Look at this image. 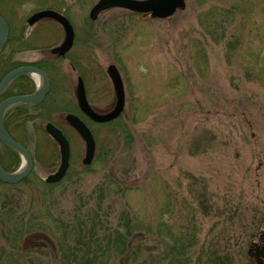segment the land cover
Here are the masks:
<instances>
[{
    "label": "rangeland",
    "instance_id": "374dc122",
    "mask_svg": "<svg viewBox=\"0 0 264 264\" xmlns=\"http://www.w3.org/2000/svg\"><path fill=\"white\" fill-rule=\"evenodd\" d=\"M96 1L0 0L25 41L7 43L14 59L50 65L51 81L23 128L31 170L16 183L0 180V264H58L68 244L77 247L71 264L82 255L81 264H255L247 251L264 227V0H185L166 18L113 7L90 19ZM45 8L73 26L65 58L49 52L63 38L56 22L25 21ZM109 63L124 108L114 123L81 116L95 140L84 165V143L63 115L77 113V75L93 108L112 107ZM26 75L31 92L37 85ZM46 121L70 145L66 173L48 184L59 157ZM4 147L13 171L22 158ZM40 248L48 254L20 256Z\"/></svg>",
    "mask_w": 264,
    "mask_h": 264
},
{
    "label": "water",
    "instance_id": "95a60500",
    "mask_svg": "<svg viewBox=\"0 0 264 264\" xmlns=\"http://www.w3.org/2000/svg\"><path fill=\"white\" fill-rule=\"evenodd\" d=\"M184 6L185 0H97L89 9L88 16L90 19H95L101 11L117 7L141 13L143 16L148 15L150 18H166L176 10L183 9ZM43 19L53 20L61 27L63 38L58 45L49 48V52L63 56L74 42L72 24L64 14L51 8L36 10L25 21L27 25L32 26ZM8 34V22L0 14V49L7 41ZM105 70L111 81L115 98L112 107L108 111L100 112L89 104L80 76L76 77L74 89L76 104L80 112L90 120L100 123L116 119L123 112L125 103L123 81L116 65L109 63ZM23 73L37 74L40 77V82L37 84L36 89L28 94L13 95L0 100V141L19 153L24 161L14 171L5 170L0 164V180L5 183H16L23 179L31 170L32 158L26 147L7 132L3 123L4 114L10 107L18 103L42 101L50 87L49 77L44 69L33 64H25L15 67L4 74L0 80V93L12 79ZM63 119L76 131L84 143L82 164H90L95 152V141L90 128L79 116L72 112L65 113ZM43 130L57 144L59 150V164L56 170L47 174L44 178L45 182L54 183L61 180L67 170L69 164V143L62 130L53 122H45ZM247 254L250 258H254L255 264H264V227L260 231L258 242L250 244Z\"/></svg>",
    "mask_w": 264,
    "mask_h": 264
},
{
    "label": "trees",
    "instance_id": "16d2710c",
    "mask_svg": "<svg viewBox=\"0 0 264 264\" xmlns=\"http://www.w3.org/2000/svg\"><path fill=\"white\" fill-rule=\"evenodd\" d=\"M63 14H65L64 12H62ZM3 15V14H2ZM66 15V14H65ZM5 18H6V16L5 15H3ZM67 16V15H66ZM7 20V19H6ZM8 21V20H7ZM9 22V21H8ZM11 23V22H10ZM9 29H11L10 28V26H9ZM16 32V34H18L19 35V37L20 36H22L21 34H19V33H21L22 31H15ZM15 35L14 33H13V31H12V29H11V31L9 32V37H8V39H7V41H6V43H5V45L0 49V79L3 77V75L6 73V72H8L9 70H11L12 68H15V67H17V66H19L20 64H18V62L14 59V57H13V49L11 50V48H8L6 45H7V43L10 41L11 42V38L13 37V36ZM18 35H15L16 37L18 36ZM24 37H26L25 35H24ZM13 42L15 43V42H18L19 44H24L25 43V41H24V39H23V37H20V39H13ZM5 47H7L6 49H5ZM48 63H50V62H48ZM23 64V63H22ZM21 64V65H22ZM25 64V63H24ZM37 64V63H36ZM38 64H40V66L41 67H43L44 69H47V67H45V66H43V64L42 63H38ZM39 66V65H38ZM50 66V65H49ZM48 66V67H49ZM26 78L25 79V81L23 82V79L22 78ZM21 79L22 80H20V78H19V81H18V84L15 86L17 89H19L20 91H23V89H24V87L23 86H21L20 85V83H28V84H30V79H28L25 75L24 76H21ZM39 105H40V103H39ZM48 106H49V104H48ZM32 110L33 109H31V106L30 107H22V106H14L11 110H9L7 113H6V115H5V117H4V126H5V128H6V130L9 132V134L13 137V138H15L16 140H18V141H20V142H25L24 141V138H25V136H26V134H25V136H24V130L25 129H23L24 128V125L25 124H27V122L31 119V117H30V113H32ZM76 111H77V114H79L80 116H82L81 115V113L79 112V110H77L76 109ZM41 113H42V111H41ZM32 115V114H31ZM115 120H118V119H115ZM115 120H112L111 122H109V123H114L115 122ZM59 125V124H58ZM60 127V126H59ZM61 128V127H60ZM62 129V128H61ZM63 130V129H62ZM15 132H18L17 134H15ZM22 132V133H21ZM26 132V131H25ZM63 132L65 133V131L63 130ZM3 144V143H2ZM4 145V144H3ZM5 147V150H10V151H12V152H14L10 147H8V146H6V145H4ZM4 162H3V161ZM2 162V163H1ZM0 163H1V165L3 166V168L4 169H6V170H8L7 169V166H6V164L8 163V164H10V165H12L13 163H12V161L11 160H7V161H5L4 159H2V158H0ZM80 224V223H79ZM124 238L123 239H121V238H116L115 239V243L116 244H119L120 246L121 245H123V243H124ZM182 242V241H181ZM179 243L178 244V246H179V248H180V250H182L183 249V244L182 243ZM57 244H58V248H59V250H61V252H62V248H63V246L61 245V242H60V240L58 239V240H56V246H57ZM77 248V247H76ZM75 248V246L74 247H71V248H69V244L68 245H65V247H64V253H59V255H57L56 257H55V261H57L58 262V264H66V262H68L69 264H71L72 263V261L74 260V259H69L70 257H74V251H72V253L71 252H68V250L69 251H71L70 249H76ZM174 251H176L175 249H174ZM180 253H181V251H180ZM85 255V254H84ZM181 255V254H180ZM49 257H51L50 255H49ZM69 257V258H68ZM86 255L84 256V258H83V255H82V260L81 261H79V264H81L82 263V261H84V263H86L87 261H86ZM52 258H53V256H52ZM60 258V259H59ZM175 263H178V262H175L174 261V263H172V264H175Z\"/></svg>",
    "mask_w": 264,
    "mask_h": 264
},
{
    "label": "flooded vegetation",
    "instance_id": "af4514ba",
    "mask_svg": "<svg viewBox=\"0 0 264 264\" xmlns=\"http://www.w3.org/2000/svg\"><path fill=\"white\" fill-rule=\"evenodd\" d=\"M74 43V42H73ZM73 46V45H72ZM72 48V47H71ZM70 48V49H71ZM66 54H67V52L63 55V56H60V55H54V54H51L52 55V57H54V58H65V56H66ZM33 65H36L35 63H32ZM24 65V64H23ZM20 66V65H19ZM36 66H38V65H36ZM18 67V66H17ZM38 67H40V68H42L41 66H38ZM13 69V68H12ZM42 69H44V68H42ZM45 71H46V73L48 74V77H49V73H48V71H50L49 70V68L47 67V69H44ZM27 76L26 75V73H23V74H20L19 76H17V77H15L14 79H12L7 85H6V87L3 89V91L0 93V100H2V99H4V98H6V97H9V96H13V95H19V94H27V93H31V92H33L34 90H35V88H33L32 90H31V92H27L25 89H23V91H20L19 89H17L15 86L18 84V81H19V78H20V80H22L23 79V82L25 81V77L24 78H22L21 79V76ZM4 76V75H3ZM77 76H79V75H77ZM76 76V77H77ZM81 77V76H80ZM82 78V77H81ZM1 80V79H0ZM49 81H50V77H49ZM82 81H83V79H82ZM83 84H84V82H83ZM20 85L21 86H23L24 87V83H20ZM50 85H51V81H50ZM50 88V87H49ZM84 89H85V87H84ZM49 91V90H48ZM86 93V92H85ZM37 103H40V102H35V103H18V104H16V105H13L11 108H9L7 111H6V113L9 111V110H11L14 106H24V107H30V106H32V105H35V104H37ZM111 107V106H110ZM110 107L108 108V109H106L105 111H108L109 109H110ZM76 108H77V110H78V107H77V105H76ZM100 112H104V111H100ZM6 113H5V115H6ZM5 115H4V117H5ZM84 118V117H83ZM85 121V120H84ZM3 123H4V118H3ZM68 139V138H67ZM53 141V140H52ZM20 142V141H19ZM23 146H25L26 147V145H25V143H23V142H20ZM53 143H54V141H53ZM68 143H69V140H68ZM55 144V143H54ZM56 145V144H55ZM56 148H58V146L56 145ZM69 149H70V145H69ZM55 171V170H54ZM53 171V172H54ZM52 173V172H51ZM49 174V173H48ZM48 184V183H47ZM42 245V244H41ZM43 246H45V244H43ZM34 252V253H33ZM35 252H40V253H42L43 254V252L44 253H47L48 254V252H46V250L44 249V248H40V249H38V250H35V249H31V250H26V249H23L22 250V253L20 254V256H28V255H30V254H34V255H36L35 254ZM54 252V251H53ZM54 256H56V255H54ZM37 261V260H36ZM36 261L34 262V263H32L33 261L32 260H29V264H35L36 263Z\"/></svg>",
    "mask_w": 264,
    "mask_h": 264
},
{
    "label": "bare ground",
    "instance_id": "6f19581e",
    "mask_svg": "<svg viewBox=\"0 0 264 264\" xmlns=\"http://www.w3.org/2000/svg\"><path fill=\"white\" fill-rule=\"evenodd\" d=\"M33 77H34V80H35V82H36V85L39 84V82H40V77H39L37 74H33ZM22 162H24L23 159H22Z\"/></svg>",
    "mask_w": 264,
    "mask_h": 264
}]
</instances>
